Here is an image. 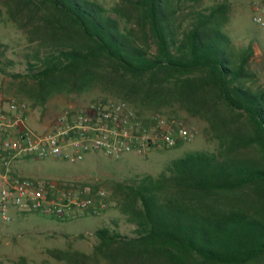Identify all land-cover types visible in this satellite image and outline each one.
<instances>
[{
    "label": "trees",
    "instance_id": "trees-1",
    "mask_svg": "<svg viewBox=\"0 0 264 264\" xmlns=\"http://www.w3.org/2000/svg\"><path fill=\"white\" fill-rule=\"evenodd\" d=\"M182 3L121 0L127 25L96 0H0L36 61H29L30 77L11 76L33 80L42 106L99 88L103 101H125L141 117L166 107L163 115L181 119L183 111L206 122V135L218 143L211 152H187L157 175L112 183L108 207L114 204L135 236L100 228L92 253L58 251L60 261L264 264V85L252 49L236 47L223 30L229 6L185 11ZM5 48L0 43V63Z\"/></svg>",
    "mask_w": 264,
    "mask_h": 264
},
{
    "label": "rangeland",
    "instance_id": "rangeland-1",
    "mask_svg": "<svg viewBox=\"0 0 264 264\" xmlns=\"http://www.w3.org/2000/svg\"><path fill=\"white\" fill-rule=\"evenodd\" d=\"M107 8L114 18L127 24L129 18L118 14L121 0H96ZM185 11L191 6L200 9L226 4L229 6L228 19L223 30L230 36L236 47L253 51L252 68L257 81L264 85V28L257 27L252 21L251 0H182ZM128 25V24H127ZM0 43L5 45V56L0 63V91L8 97L17 98L31 105L33 115L29 124L35 131H43V124L54 126L60 115L69 107L81 109L95 101H103L107 96L102 89L96 88L85 93L57 95L42 106L34 97L33 80L14 78L11 74L30 77V63L36 62L33 47H30L27 34L13 24L3 6H0ZM156 51V46H153ZM170 109L164 107V114ZM146 115V116H147ZM181 119L194 132L193 139L181 148L169 150L149 149L144 155L130 153L122 160H114L103 153H91L77 163L54 158L36 159L26 157L14 164L16 175L24 179L55 180L63 183L79 182L96 185L105 189L110 196L111 185L123 182L136 175H157L167 169L172 160L190 151H214L217 141L206 135L207 123L188 117L180 111ZM41 117L37 120L36 118ZM174 119V118H172ZM43 126V127H42ZM10 222H5L0 214V264H67L54 254L58 251H80L92 253L99 243L96 231L108 227L123 236H135V227L128 223L125 216L114 204L97 215L79 214L73 218L46 217L35 212L20 213L16 209L9 212Z\"/></svg>",
    "mask_w": 264,
    "mask_h": 264
},
{
    "label": "built area",
    "instance_id": "built-area-1",
    "mask_svg": "<svg viewBox=\"0 0 264 264\" xmlns=\"http://www.w3.org/2000/svg\"><path fill=\"white\" fill-rule=\"evenodd\" d=\"M252 21L264 28V0H251ZM31 105L0 91V214L11 221L10 210L46 217L73 218L90 210L107 209L108 193L79 182L24 179L14 164L26 157L54 158L77 163L91 153L114 159L149 149H173L189 143L194 132L182 119L162 114L141 117L125 101H95L84 108L69 107L56 124L35 131L28 124Z\"/></svg>",
    "mask_w": 264,
    "mask_h": 264
},
{
    "label": "crops",
    "instance_id": "crops-1",
    "mask_svg": "<svg viewBox=\"0 0 264 264\" xmlns=\"http://www.w3.org/2000/svg\"><path fill=\"white\" fill-rule=\"evenodd\" d=\"M31 115H33V112H31L30 114H29V117H28V124H29V121H30V117H31ZM37 120H39V119H41V117H39V118H36ZM29 126L31 127V125L29 124ZM43 126H44V128H47V123L46 124H43ZM42 126V127H43ZM183 145H185V144H183ZM183 147V146H182Z\"/></svg>",
    "mask_w": 264,
    "mask_h": 264
}]
</instances>
